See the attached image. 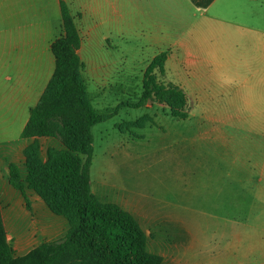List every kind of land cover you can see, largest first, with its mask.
I'll use <instances>...</instances> for the list:
<instances>
[{"label":"rangeland","instance_id":"rangeland-1","mask_svg":"<svg viewBox=\"0 0 264 264\" xmlns=\"http://www.w3.org/2000/svg\"><path fill=\"white\" fill-rule=\"evenodd\" d=\"M124 21L123 44L112 54L116 77L92 93L99 110L117 109L93 127V191L139 219L162 264H264V72L254 70L264 67L255 33L264 31V0H215L207 8L125 0ZM43 31L7 28L0 104L26 96L21 63L30 75L42 58L48 62L52 43ZM181 42L218 55L219 71L180 80ZM166 50L174 58L159 78L187 83V119L159 101L135 107L147 66Z\"/></svg>","mask_w":264,"mask_h":264},{"label":"trees","instance_id":"trees-1","mask_svg":"<svg viewBox=\"0 0 264 264\" xmlns=\"http://www.w3.org/2000/svg\"><path fill=\"white\" fill-rule=\"evenodd\" d=\"M214 1L191 0L197 8H207ZM60 7L63 33L52 43L55 69L31 108L22 136L35 138L25 149L28 186L54 213L65 216L70 227L63 236L14 257L0 207V264H162L164 257L149 249V235L139 219L92 190L93 127L113 117L117 109L101 112L95 108L82 73L79 29L66 0H60ZM169 56V50L161 51L151 60L135 107L159 101L168 106L173 117L187 119L189 106L184 88L159 78L166 72ZM42 136L56 137L65 147H50L43 161L37 139ZM10 180L25 190L16 163L10 165Z\"/></svg>","mask_w":264,"mask_h":264},{"label":"crops","instance_id":"crops-1","mask_svg":"<svg viewBox=\"0 0 264 264\" xmlns=\"http://www.w3.org/2000/svg\"><path fill=\"white\" fill-rule=\"evenodd\" d=\"M66 2L81 35V47L78 52L83 62V77L92 99V93L97 95L108 79L116 77L118 69L111 62L114 50H118L124 40L125 0H66ZM61 25L60 0H0V86H5L4 91H7V28L42 29L44 41L53 43L58 38ZM255 33L256 42L264 52V31L256 29ZM179 47L180 58L179 61L175 59L174 63L178 66L176 74L180 80L182 75H188L189 72L202 75L207 69L219 71L221 62L218 55L207 58L201 48L193 47L188 42L179 43ZM172 53L166 62L167 69L170 67L169 62L174 58ZM46 55L49 58L48 62L42 58L37 65L32 64L34 68L36 65V69L30 75L27 62L18 66L20 83H23L27 92L24 99L14 105L8 101L0 104V207L14 257L25 255L40 244L63 236L70 227L69 220L54 213L45 200L27 183L28 165L25 149L35 141V138L23 137L22 132L29 120L31 108L38 102L55 69V56L51 50L50 52L47 50ZM261 62L264 63V57H261ZM254 70L264 72V67L259 64ZM180 82L181 86H187L184 81ZM95 108L99 110L96 106ZM37 139L40 143V158L43 161L47 160L50 147L58 149L65 147L56 137L42 136ZM12 163L20 167L24 191L11 183Z\"/></svg>","mask_w":264,"mask_h":264}]
</instances>
